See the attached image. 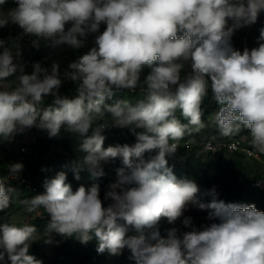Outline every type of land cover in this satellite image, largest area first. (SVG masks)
<instances>
[{"label":"clouds","instance_id":"obj_1","mask_svg":"<svg viewBox=\"0 0 264 264\" xmlns=\"http://www.w3.org/2000/svg\"><path fill=\"white\" fill-rule=\"evenodd\" d=\"M6 2L0 0V5ZM14 2L17 7L7 17L0 15V28L18 25L21 37H34L36 49L44 42L79 50L89 36L93 41L62 77L56 61L50 69L34 63L26 73L16 62L22 58L21 45L14 42L13 52L0 39V81L19 71L16 86L0 90V139L10 140L34 126L50 137L62 128L86 136L94 116L109 113L111 123L94 128L83 140L80 151L86 155L73 162L74 177L78 180L82 170L101 177L102 164L117 157L130 170L117 169L103 199L98 184L74 191L61 171L44 181L43 193L22 201L27 211L43 208L50 235H75L81 243L95 238L101 254L119 255L127 248L136 264H264V211L215 198L199 202L198 185L178 179L167 160L186 134L205 127L202 105L209 90L218 105L214 120L220 133L231 136L247 129L252 148L264 154V27L257 47L240 51L231 42L237 30L257 23L264 0ZM64 80L75 84L74 98L59 95ZM139 85L143 100L105 103L114 89L135 92ZM49 95L55 97L53 106L38 108ZM177 110L187 123L177 118ZM109 127L128 128L136 142L104 148L102 132ZM153 150L157 154L145 160L144 154ZM9 170L19 174L23 164L12 163ZM15 191L0 180V212L12 205ZM190 205L207 211L214 222L193 227L191 217H184ZM181 217L190 231L178 234L170 228L161 235L162 219L174 224ZM36 231L34 225L0 224V261L7 257L10 264H42L29 254Z\"/></svg>","mask_w":264,"mask_h":264},{"label":"rangeland","instance_id":"obj_2","mask_svg":"<svg viewBox=\"0 0 264 264\" xmlns=\"http://www.w3.org/2000/svg\"><path fill=\"white\" fill-rule=\"evenodd\" d=\"M264 16V12L260 15ZM260 21H257L250 27H244L237 30L232 38L231 42L235 49L243 51L245 47L251 49L257 47V39L259 37ZM104 25H101V31L104 30ZM15 44V43H14ZM13 47L10 45L9 48L15 52L16 45ZM28 55L33 56L34 53L31 50L22 51V58L17 62L24 67V71L28 73V65L30 59ZM60 68L63 67L64 61L59 60ZM62 72V71H61ZM29 74V73H28ZM19 75V71L14 74L13 77L8 78L5 81H0V90H11L18 83L15 76ZM185 75V72H181V77ZM62 76V75H61ZM63 77V76H62ZM75 86L74 83L68 80H64L61 88L59 89V95L67 96L68 98H74L72 92H66L67 87ZM76 87V86H75ZM66 90V91H65ZM55 97L49 95L44 98V102L37 105L38 108H46L53 106ZM122 99L128 100L130 103L135 104L136 102L143 100L144 95L142 88H138L135 92H130L124 89ZM107 100L105 101L106 104ZM177 113H180L177 110ZM102 122H111L109 113H105L104 116H94L93 124L91 129L100 126ZM210 124V121L208 120ZM99 124V125H98ZM64 129V128H62ZM137 131H141L138 129ZM105 137V144L107 147L113 146L115 143H124L126 140L136 142V137L131 133L128 128L120 129L114 128L112 130H105L102 132ZM33 134L30 129H25L22 133H17L10 140L0 139V170H3V166L6 162L10 161L14 156L18 154L19 148L24 146L26 152H31L34 157L36 156V149L33 146ZM56 144L60 145V141L55 139ZM52 150V145L50 146ZM228 155L225 153L209 154L203 152H192L184 154L182 157L168 160V167L171 168L173 174L178 178H188L193 180L199 187V192L196 199L202 203H210L214 198L218 201H224L225 203H236L238 199L243 202H252L256 208L260 211H264V186L260 185V180L264 177V168L259 164L247 163L245 166L238 170H232L227 166ZM210 163L208 170L205 169V164ZM67 171V170H66ZM71 172L70 170H68ZM127 171H130L127 169ZM126 171V172H127ZM0 180L6 183V186L14 181L9 175H0ZM108 185L100 187V196L103 199L104 193L108 188ZM215 190V195L211 194V190ZM44 192L41 189L38 194ZM32 198L25 189L18 188L13 193L12 205L0 212V224L8 223L15 224L18 227L29 225V222L41 215V210L37 209L31 213L27 211V206L22 201ZM105 201V206L107 205ZM207 211L200 210L197 206L190 205L184 212V217H191L192 226L200 228L202 225H206L207 222ZM181 217L174 224H169L166 219H162L158 225L161 235H166V230L170 228L178 229V234H182L185 231H190L191 228H185ZM129 234H132L131 232ZM134 234V233H133ZM68 238H76L75 235ZM35 241H30L29 254L35 256L37 259L42 261V264H62L61 255L56 249L55 245V233L49 234L47 229H37L34 238ZM95 239V238H94ZM50 240L51 242H46ZM96 241V239H95ZM130 251L122 250L119 255H110L108 252H104L102 264H130L131 259L129 257ZM0 264H10V261L5 257L4 261H0ZM66 264H72L70 259L67 260Z\"/></svg>","mask_w":264,"mask_h":264},{"label":"trees","instance_id":"obj_3","mask_svg":"<svg viewBox=\"0 0 264 264\" xmlns=\"http://www.w3.org/2000/svg\"><path fill=\"white\" fill-rule=\"evenodd\" d=\"M17 4L14 0H7L4 5H0V15L3 17H7L9 12L16 8ZM258 21L261 22V27H264V16H259ZM69 24L66 27H70ZM22 29L11 22L7 24V26L0 28V39H3L8 43V47L11 45L13 47L14 42H18L21 45L22 51L31 50L34 55H28L27 58L30 59L29 65L27 68L28 73L30 74L33 70V64L39 62L42 66L50 69L53 61L58 62L59 60L64 61V65L61 69V75H64V72L68 70V64L75 60L79 55L83 54L88 48L92 45L93 37L89 36L86 45L84 48L79 50H73L67 45H61L56 48H52L50 46H45L44 42H41V46L39 49H36L32 46V40L34 37L31 36H22ZM15 45V44H14ZM148 69H145L141 75V79L148 74ZM143 85H139L138 88H142ZM67 87L66 92H72L73 97H75V86ZM114 95L107 100L108 104H113L117 100H121L123 97L124 89L121 90H113ZM218 109V105L212 98L211 91L209 90L208 95L205 97L202 110H203V122L205 127L201 129L199 133H193L191 135L186 134L184 138H199V139H229V138H238L239 140L245 139L249 136V130L241 128L239 133H235L231 136H224L220 133L215 120L214 115ZM177 118L181 120L183 123H187L184 120L181 113L176 112ZM210 121V124L208 123ZM101 124V123H100ZM99 125V124H98ZM114 129V128H113ZM31 133L33 134V146L36 149V156L31 152H21L18 151V154L14 156L10 161L6 162L3 166V170H0V175L7 174L6 167L15 163L18 159H21L23 162V176L26 178L27 183H20L18 180H14L10 187H14L15 189L23 188L26 192L34 197L38 194L41 189H44V181L46 179L54 178V176L63 171L67 174V182L71 184L72 189L75 191L79 186L90 187L92 184H98L99 187L103 185H107L113 183L117 179V169L127 168L123 165L122 159L117 157L113 160H109L106 163L102 164L104 169V175L101 177H92L87 170H82L80 172V178L77 180L74 177L72 171V164L74 161L82 159L86 153L80 151V146L83 140L87 137L93 135V129H89L86 136H80L76 133H69L65 129H61L60 135L56 137H50L46 130L40 129L39 127H32ZM183 138V139H184ZM55 139L60 141V145L56 144ZM135 142L131 140H126L125 144L133 145ZM52 145L53 149H50ZM124 145V143H115L113 146ZM1 147V146H0ZM104 148H107L105 142L103 144ZM26 149V148H25ZM203 152L200 149L194 148L189 153L192 152ZM158 150H153L152 152H146L144 154L145 160L149 159L152 156L157 154ZM205 153V152H203ZM184 154H187L184 151H178L173 158H167V160L172 161L178 157H182ZM227 166L232 170H238L241 167L245 166V164H239L234 156H229L227 158ZM210 167V163L205 164V169L208 170ZM67 170V171H66ZM70 170L71 172H69ZM238 204L249 205L252 202H243L241 199L235 201ZM41 210V215L35 218L33 221L29 222V225H34L37 229H46V225L48 223L47 213L44 212L43 208H39ZM214 221H209L207 219L206 225L210 224ZM133 234V233H132ZM129 234V235H132ZM55 245H57V250L61 255L62 264H66L67 260L70 259L72 264H102V259L104 253H98L97 251V241L93 238L87 243H81L80 240L76 238H68L58 234H55ZM126 251H130L125 248ZM131 259L130 264H136L135 260L131 257V252L129 254Z\"/></svg>","mask_w":264,"mask_h":264},{"label":"built area","instance_id":"obj_4","mask_svg":"<svg viewBox=\"0 0 264 264\" xmlns=\"http://www.w3.org/2000/svg\"><path fill=\"white\" fill-rule=\"evenodd\" d=\"M111 122H102V124H110ZM114 127H109L106 130H112ZM178 151H184L189 153L194 148L200 149L205 153H225L229 156H234L239 164H245L247 161H251L255 164H259L264 168V154L256 152L251 146V136H247L243 140L238 138H229V139H199V138H184L179 142ZM21 152H25V147L21 146ZM174 155H170L167 158H173ZM15 163H22L21 159H18ZM10 166L6 167L7 175L12 179L18 180L20 183H27L26 178L23 176V170L19 174H13L10 172ZM260 185L264 186V177L260 180Z\"/></svg>","mask_w":264,"mask_h":264},{"label":"crops","instance_id":"obj_5","mask_svg":"<svg viewBox=\"0 0 264 264\" xmlns=\"http://www.w3.org/2000/svg\"><path fill=\"white\" fill-rule=\"evenodd\" d=\"M209 154H214V153H209ZM248 162H251V161H248ZM251 163H253V162H251ZM253 164H255V163H253Z\"/></svg>","mask_w":264,"mask_h":264}]
</instances>
